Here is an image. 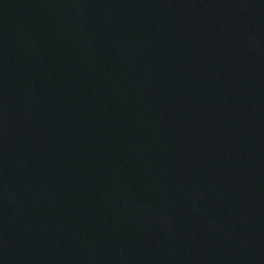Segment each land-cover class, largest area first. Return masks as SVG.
Segmentation results:
<instances>
[{
	"label": "water",
	"instance_id": "obj_1",
	"mask_svg": "<svg viewBox=\"0 0 264 264\" xmlns=\"http://www.w3.org/2000/svg\"><path fill=\"white\" fill-rule=\"evenodd\" d=\"M0 264H264V0H0Z\"/></svg>",
	"mask_w": 264,
	"mask_h": 264
}]
</instances>
